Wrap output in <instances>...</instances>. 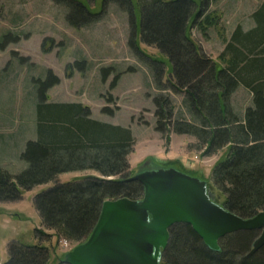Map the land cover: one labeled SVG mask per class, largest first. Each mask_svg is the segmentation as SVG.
<instances>
[{
  "label": "trees",
  "instance_id": "obj_1",
  "mask_svg": "<svg viewBox=\"0 0 264 264\" xmlns=\"http://www.w3.org/2000/svg\"><path fill=\"white\" fill-rule=\"evenodd\" d=\"M77 1L82 12L88 13L87 4ZM206 1L118 0L130 17L131 45L136 48L134 43L142 42L156 47L162 56L150 58L154 83L160 90L152 99L155 128L195 135L204 147V155L225 149L213 163L208 180L224 196L220 205L249 218L264 210V0L252 13L254 26L244 30L236 25L214 58L205 55L191 35L193 26L203 35L208 27L217 26L220 12L206 11ZM74 64L78 66V61ZM166 70L167 86L185 93L192 120L174 117L169 96L161 93L166 88L162 85ZM58 82L59 77L49 69L46 78L38 80L36 137L28 139L20 153L26 167L17 174L0 169V201L18 200L33 186L53 183L33 197L42 227L35 228L39 242L11 240L3 264H48L49 247L39 233L81 243L97 222L105 200L140 199L143 195L139 182L127 180L128 154L134 144L130 128L91 118L90 108L81 102L48 101V89ZM240 85L251 93V104L241 115L228 103ZM101 111L108 109L104 106ZM149 163L185 169L177 161L155 157H146L139 167ZM83 169H93L100 176L74 177L65 182L57 179L61 173ZM207 185L206 193L217 203ZM259 234L256 229L229 233L217 241L214 249L189 224L176 223L169 228L159 262L264 264V245L250 253ZM62 258L53 264H69Z\"/></svg>",
  "mask_w": 264,
  "mask_h": 264
},
{
  "label": "rangeland",
  "instance_id": "obj_2",
  "mask_svg": "<svg viewBox=\"0 0 264 264\" xmlns=\"http://www.w3.org/2000/svg\"><path fill=\"white\" fill-rule=\"evenodd\" d=\"M82 1L88 13L82 12L77 0H0V44L6 41L0 47V169L17 174L26 167L20 153L25 142L36 137L38 80L45 79L49 69L59 82L48 89V101L81 102L90 108L91 118L130 128L134 144L128 154L129 176L138 172L139 163L146 157H167L185 167L186 174L205 180L212 198L220 205L224 196L208 177L225 149L204 155V147L195 135L161 132L154 126L152 99L160 90L154 83L150 58L162 57L160 51L142 42L134 43L136 48L131 45L130 17L118 0ZM261 1L213 0L211 5L207 3L206 11L221 12L217 26L228 36L235 23L244 30L254 26L252 13ZM216 32L209 29L206 39L195 26L191 28L199 49L210 57H216L224 47V40ZM168 76L166 70L162 78L166 88L161 93L169 96L174 117L192 120L185 93L167 86ZM228 103L241 115L251 104V93L240 85ZM104 106L108 112L101 111ZM146 167L158 166L149 163ZM89 171L95 170H75L69 175H92ZM52 185H36L23 191L18 200L0 201V264L8 259L11 240L39 242L35 228L42 227L33 197ZM38 235L49 247L48 264L78 244L63 237Z\"/></svg>",
  "mask_w": 264,
  "mask_h": 264
},
{
  "label": "water",
  "instance_id": "obj_3",
  "mask_svg": "<svg viewBox=\"0 0 264 264\" xmlns=\"http://www.w3.org/2000/svg\"><path fill=\"white\" fill-rule=\"evenodd\" d=\"M143 187L140 199L127 197L102 203L90 234L63 255L69 264H160L169 228L189 224L210 248L226 234L260 230L250 253L264 245V210L242 218L215 203L206 181L175 167H156L127 177Z\"/></svg>",
  "mask_w": 264,
  "mask_h": 264
},
{
  "label": "crops",
  "instance_id": "obj_4",
  "mask_svg": "<svg viewBox=\"0 0 264 264\" xmlns=\"http://www.w3.org/2000/svg\"><path fill=\"white\" fill-rule=\"evenodd\" d=\"M208 4L210 3V5L212 4V2H213V0H207L206 1ZM221 13V12H220ZM223 14V13H222ZM236 25H238V24H234L233 26H231V31L235 28V26ZM242 28L244 29V27L242 26ZM209 29H213V30H215L216 29V33L218 34V36H220L221 38V40H224V38H228L229 37V35L228 36H226L225 35V33L224 34H222V31H224L223 29H221L219 26H211V27H208L207 28V30H206V34H202L204 37H206V39H207V36H208V34H207V32H208V30ZM225 32V31H224ZM191 35H192V33H191ZM223 44H225V42L223 43ZM214 58V57H213ZM167 158V157H166ZM90 173H92V175H95V176H100L97 172H95V171H89ZM69 173H72V172H68V173H61V174H59L58 175V177H57V179H58V181L59 182H65V181H69V180H71V179H73L74 177H81V175L82 174H80V175H78V174H71V175H69ZM63 174H68V176L66 177L65 175H63ZM84 176V175H83Z\"/></svg>",
  "mask_w": 264,
  "mask_h": 264
},
{
  "label": "flooded vegetation",
  "instance_id": "obj_5",
  "mask_svg": "<svg viewBox=\"0 0 264 264\" xmlns=\"http://www.w3.org/2000/svg\"><path fill=\"white\" fill-rule=\"evenodd\" d=\"M147 165H149V164H147ZM147 165H144L141 169L138 170V172L150 169V167H146Z\"/></svg>",
  "mask_w": 264,
  "mask_h": 264
},
{
  "label": "built area",
  "instance_id": "obj_6",
  "mask_svg": "<svg viewBox=\"0 0 264 264\" xmlns=\"http://www.w3.org/2000/svg\"><path fill=\"white\" fill-rule=\"evenodd\" d=\"M65 242V239H64V241H63V243Z\"/></svg>",
  "mask_w": 264,
  "mask_h": 264
}]
</instances>
